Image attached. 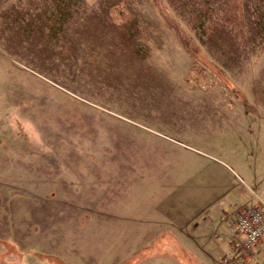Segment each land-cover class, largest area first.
Here are the masks:
<instances>
[{"label": "rangeland", "instance_id": "1", "mask_svg": "<svg viewBox=\"0 0 264 264\" xmlns=\"http://www.w3.org/2000/svg\"><path fill=\"white\" fill-rule=\"evenodd\" d=\"M61 1L0 0V264L237 259L187 194L264 163V0Z\"/></svg>", "mask_w": 264, "mask_h": 264}, {"label": "crops", "instance_id": "2", "mask_svg": "<svg viewBox=\"0 0 264 264\" xmlns=\"http://www.w3.org/2000/svg\"><path fill=\"white\" fill-rule=\"evenodd\" d=\"M212 107L216 110L220 108L216 105ZM229 107L235 109L231 105ZM238 123L240 126L241 123ZM257 125L260 127L258 130L255 129L254 137L241 138V142L253 139L252 142L256 144V150L259 151L264 150V136H262L264 130L261 129L264 128V122L258 121ZM259 132H261V137H259ZM248 158V156L237 157L234 162L235 167L219 163L213 171L203 168L195 169L194 175H200L199 170H201L202 181L199 183L192 181L187 194V210L191 217L189 225L192 226V229L202 233L205 231L219 232L220 230L231 232L235 238L229 243L232 248L236 241L242 239L241 234L234 231V222L238 215L248 206H264V200L257 193V189H259L257 176L264 174V163L259 162L256 166H250ZM208 175L209 179H213L212 183L206 180ZM240 175L246 176L249 181H244L239 177ZM171 218L173 222L174 215ZM255 257L264 260V242L255 247ZM240 264H250V262Z\"/></svg>", "mask_w": 264, "mask_h": 264}, {"label": "built area", "instance_id": "3", "mask_svg": "<svg viewBox=\"0 0 264 264\" xmlns=\"http://www.w3.org/2000/svg\"><path fill=\"white\" fill-rule=\"evenodd\" d=\"M234 226L243 236V239L233 247L235 254L243 253L253 256L256 245L264 241V207L257 205L248 206L238 215ZM232 259L227 256L223 262L229 264ZM239 261L241 262L242 259ZM253 264H264V262L254 259Z\"/></svg>", "mask_w": 264, "mask_h": 264}, {"label": "trees", "instance_id": "4", "mask_svg": "<svg viewBox=\"0 0 264 264\" xmlns=\"http://www.w3.org/2000/svg\"><path fill=\"white\" fill-rule=\"evenodd\" d=\"M64 5H65V4H64V1L62 0V1L58 4V7H59V8H62Z\"/></svg>", "mask_w": 264, "mask_h": 264}]
</instances>
